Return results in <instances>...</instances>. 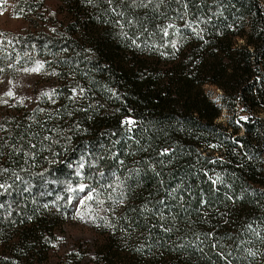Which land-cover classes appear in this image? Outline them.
<instances>
[{"label": "trees", "instance_id": "1", "mask_svg": "<svg viewBox=\"0 0 264 264\" xmlns=\"http://www.w3.org/2000/svg\"><path fill=\"white\" fill-rule=\"evenodd\" d=\"M16 1L23 15L47 0ZM68 3L73 24L48 34L31 19L37 35L5 39L12 49L0 52L10 76L47 55L59 83L58 105L29 111L0 97V167L8 169L0 183L11 184L0 189V264H225L220 251L231 253V264H264V0H187V8L178 0L147 8L132 0ZM206 86L220 92L217 100ZM126 117L138 122L132 133L122 126ZM163 149L174 155L160 156ZM113 174L124 181L126 206L108 199H118L119 188L102 187ZM217 176L223 183L214 190ZM84 181L100 191L104 209L116 210L96 218L102 243L93 254L83 246L62 254L58 208ZM176 185L182 206L167 195ZM162 197L169 233L138 211ZM208 232L215 236L196 240Z\"/></svg>", "mask_w": 264, "mask_h": 264}, {"label": "rangeland", "instance_id": "2", "mask_svg": "<svg viewBox=\"0 0 264 264\" xmlns=\"http://www.w3.org/2000/svg\"><path fill=\"white\" fill-rule=\"evenodd\" d=\"M16 2V0H0V34H3L0 35V52H8L12 49V43L8 40L6 42L5 39H10L14 35H37L38 32L30 22L31 19H42L39 22L42 23L44 28L46 27L44 32L48 34H54L53 28L57 27L62 31L66 25H70L76 19V14L73 12L74 8L68 3V0H47L44 6L35 4L23 15L16 13ZM50 13L55 15L51 23L46 22L50 18ZM53 22L56 23V26ZM38 63L43 64L38 72L23 71L25 68L37 67ZM54 68L55 64L44 54L40 55V59H31L26 67L15 69L11 75L13 77L7 71L0 73V97L3 99L2 101H6L7 106L24 108L29 111L41 105L46 106L45 104L51 100L52 105H58L59 103L55 99L58 95L53 98V92L59 86L57 85L59 84L58 80L55 78ZM204 89L211 93L214 99H218L220 92L217 89L212 86H206ZM8 91L13 92L14 95H5ZM44 93L49 95H44ZM218 121H225L224 115ZM77 183L76 187L71 188H78L80 183L87 182ZM68 195L70 198V200L68 199L69 204L65 208H58L60 211L57 210V213L63 215V221L59 222L56 227L58 229L56 242L59 249L61 248L60 253L64 254V250L72 248L75 251L78 246H83L88 249V254L91 255L95 251L93 244L99 245L102 243L97 232L103 227L100 228L96 218L102 217L104 207L94 201H86L85 205L81 206L78 201L85 193L68 190ZM89 209H91V212ZM81 216H83V219H81ZM0 247L5 249L3 244Z\"/></svg>", "mask_w": 264, "mask_h": 264}, {"label": "snow or ice", "instance_id": "3", "mask_svg": "<svg viewBox=\"0 0 264 264\" xmlns=\"http://www.w3.org/2000/svg\"><path fill=\"white\" fill-rule=\"evenodd\" d=\"M114 2V0H107V3L109 5H112ZM133 4H136V3H139L140 6L142 7H145L147 8L148 5L150 4H153L154 2L156 3H163V0H132ZM178 2H183L184 3V7L187 8V0H178ZM88 3H93V0H88ZM111 11L113 12H116V8L115 7H112L111 8ZM119 16H123V13H119L118 14ZM117 23H120V20H117L116 21ZM125 24H128V25H132L134 23L133 20H125L124 21ZM123 26V25H121ZM172 27H175L174 25L172 24H169L166 28L163 29V32H164V35H168V31H167V28H172ZM0 35H3V34H0ZM127 34L125 33V36ZM133 44H136V41L133 40L132 41ZM138 46V45H137ZM174 48L176 47L175 43H173L172 45ZM9 68L13 67V65L9 64L8 65ZM43 67V64H39L37 65V67L35 68H31V69H28V68H25L23 69V71L25 72H38L41 68ZM5 69L3 67H0V73L4 72ZM74 91V94H75V90ZM84 92V89H80V93L82 94ZM5 95L7 96H13L14 93L11 92V91H8L5 93ZM44 95H49L48 93H44ZM6 103V101H5ZM241 119H247L246 117H241ZM137 124L138 122L131 118V117H126L123 121H122V126H127L126 127V131L129 132V133H132L133 130L137 127ZM132 137L129 136V139H131ZM45 139H49V137H45ZM119 141H117L118 143ZM13 147V150L14 151H19V149L15 148V146H12ZM33 148L36 147L35 144L32 145ZM174 149H163L159 155L160 156H169L171 157L172 155H174ZM2 154V153H0ZM121 164L123 163V161L120 162ZM161 164H165L164 161H160ZM167 163H171V160H169ZM85 167V165L83 163H80L79 164V168L80 169H83ZM155 169V166L153 165V170ZM8 172V169L6 168H2L0 167V175H3L4 173ZM136 174L138 175L139 174V171L137 170L136 171ZM77 175L78 176H81L82 173L81 172H77ZM99 175L101 177L104 176V173L103 172H100ZM157 176L160 175V173H156ZM114 176V179L111 183H108L106 185H102V187H105V188H112L113 191H116L117 188L120 189V197L118 199H113V197L111 196V194H109L108 196V199L109 200H112L113 201V204L115 205H120V206H126V200H127V196H126V193L124 192V181L121 180V178L119 176H116L115 174H113ZM16 179H20L19 176H16ZM163 183V182H161ZM219 183H223L222 179L217 176V178L215 180L212 181V185H213V188L214 190H218L215 188V186ZM182 185H176L175 187L171 188V189H168L167 190V195L171 197L172 200H178L181 202V206H182V203L184 201V197L182 194H179L180 193V189H181ZM11 188V184H6V183H0V189H3L4 192H7L8 189ZM69 191H72V192H80V193H85V195L80 198V200L78 201V203L83 206L85 205V202L86 201H94L95 203L99 204V205H103L105 203L104 200H101L99 199L101 193L98 191V189L95 187V186H92V185H89L87 183H80L78 185V188H69L68 189ZM95 193V195H94ZM229 200H233V197L231 196H228L227 197ZM243 197H238L237 199H242ZM209 201L207 199L204 198V194L203 192L201 193V205H206L208 204ZM157 206L153 207V208H150L148 203H144L143 205H141L140 209L138 210L142 216H144L145 218H147V215L146 214H151L152 216H156L159 218V220L161 221V223L159 224V228L165 232V233H169V232H172L173 231V228L170 227V226H167V223H168V220L170 219V217H166L165 214H164V209H168L169 208V205L168 203L166 202L165 198H161L159 199L157 202H156ZM0 208H3V205L0 204ZM105 211H115V209L113 207H109L108 209H104ZM132 211H137L136 208H132L131 209ZM89 211L91 212V209H89ZM222 215H226L225 213H222ZM28 219H31V217H28ZM81 219H83V216H81ZM125 219H127V217H125ZM174 219V218H172ZM225 223H227V221H225ZM138 226V225H137ZM152 227H156V225H152ZM247 228L253 232L254 234H256L258 237H259V232L252 227L251 224L247 225ZM125 232H127V229H123ZM151 234V233H150ZM201 236L204 237V239H212L214 236H215V233L214 232H208V233H203V234H198L196 236V240L199 241L200 243H203V241L201 240ZM184 245H180V247H183ZM219 245H218V242H213L211 244V247L212 248H217ZM144 250V246L141 245L139 248L136 249V251H143ZM201 251H203V249H200ZM249 255L251 256H256L257 253L256 252H252L251 250H249L248 252ZM218 255L221 256V259H223L225 261V264H231V261L228 259V256L231 255V253H228V255H225L223 253V251H220L218 253Z\"/></svg>", "mask_w": 264, "mask_h": 264}]
</instances>
